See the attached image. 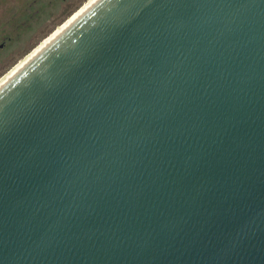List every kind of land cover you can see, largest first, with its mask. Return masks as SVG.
Wrapping results in <instances>:
<instances>
[{"label":"water","instance_id":"1","mask_svg":"<svg viewBox=\"0 0 264 264\" xmlns=\"http://www.w3.org/2000/svg\"><path fill=\"white\" fill-rule=\"evenodd\" d=\"M0 264H264V0H98L4 83Z\"/></svg>","mask_w":264,"mask_h":264},{"label":"rangeland","instance_id":"2","mask_svg":"<svg viewBox=\"0 0 264 264\" xmlns=\"http://www.w3.org/2000/svg\"><path fill=\"white\" fill-rule=\"evenodd\" d=\"M90 1L0 0V81Z\"/></svg>","mask_w":264,"mask_h":264},{"label":"bare ground","instance_id":"3","mask_svg":"<svg viewBox=\"0 0 264 264\" xmlns=\"http://www.w3.org/2000/svg\"><path fill=\"white\" fill-rule=\"evenodd\" d=\"M96 1L98 0H91L87 5L86 8L85 6L83 8H81L80 11L77 12V14L75 15L74 18H72L70 20V22H68L61 30L59 33H57L55 36H51L48 40H46L41 46L40 48L36 49L35 51H33L31 54H29V56L20 61V64L18 66H16L15 68H13L10 73L3 79L0 81V87L2 85H4V83H6L11 77H13L24 65H26L28 63V61H30V59H32L39 51H41L50 41H52L55 37H57L62 31H64L66 29V27H68L71 23H73L80 15H82L89 7H91ZM91 3V4H90ZM90 4V5H89ZM85 8V9H84ZM84 9V10H83Z\"/></svg>","mask_w":264,"mask_h":264}]
</instances>
